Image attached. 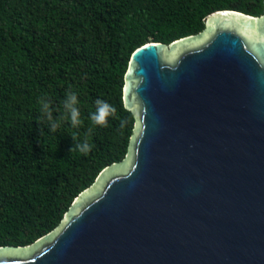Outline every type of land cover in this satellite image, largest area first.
Here are the masks:
<instances>
[{"label":"water","instance_id":"water-1","mask_svg":"<svg viewBox=\"0 0 264 264\" xmlns=\"http://www.w3.org/2000/svg\"><path fill=\"white\" fill-rule=\"evenodd\" d=\"M125 157L0 264H264V13L130 56Z\"/></svg>","mask_w":264,"mask_h":264},{"label":"trees","instance_id":"trees-1","mask_svg":"<svg viewBox=\"0 0 264 264\" xmlns=\"http://www.w3.org/2000/svg\"><path fill=\"white\" fill-rule=\"evenodd\" d=\"M223 10L258 17L264 0H0V247L51 232L99 173L125 157L134 117L122 89L133 51L195 35ZM70 91L84 122L77 128L63 109ZM45 96L60 120L54 133L41 119ZM97 100L116 113L96 127L86 155L71 153Z\"/></svg>","mask_w":264,"mask_h":264},{"label":"clouds","instance_id":"clouds-1","mask_svg":"<svg viewBox=\"0 0 264 264\" xmlns=\"http://www.w3.org/2000/svg\"><path fill=\"white\" fill-rule=\"evenodd\" d=\"M40 105L41 119H46L47 125L51 132H55L60 126L59 119H53V112L51 109V104L48 98L41 97L38 101ZM78 98L75 91H70L66 93L65 99L63 100V109L65 115L70 119L72 128H77L78 126H83V120L81 119V114L78 108ZM96 107L95 111L90 113V123L85 134L83 142H75L74 147L70 150L72 152H79L86 155L90 150L92 145L89 143V138L95 131L97 126L106 127L107 121L110 116H113L116 113V108L103 100H97L95 102ZM43 131L41 135H43ZM73 141L77 140L76 135L72 137Z\"/></svg>","mask_w":264,"mask_h":264}]
</instances>
